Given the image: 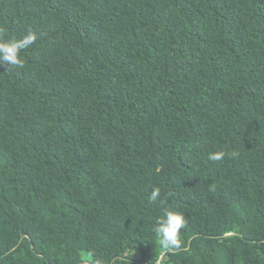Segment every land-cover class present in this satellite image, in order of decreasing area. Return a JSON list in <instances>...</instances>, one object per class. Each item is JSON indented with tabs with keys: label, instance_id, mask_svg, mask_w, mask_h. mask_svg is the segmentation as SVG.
I'll use <instances>...</instances> for the list:
<instances>
[{
	"label": "trees",
	"instance_id": "16d2710c",
	"mask_svg": "<svg viewBox=\"0 0 264 264\" xmlns=\"http://www.w3.org/2000/svg\"><path fill=\"white\" fill-rule=\"evenodd\" d=\"M29 30L0 64V264H264V0H0Z\"/></svg>",
	"mask_w": 264,
	"mask_h": 264
},
{
	"label": "clouds",
	"instance_id": "9594fccd",
	"mask_svg": "<svg viewBox=\"0 0 264 264\" xmlns=\"http://www.w3.org/2000/svg\"><path fill=\"white\" fill-rule=\"evenodd\" d=\"M37 38V33L33 30H29L19 39L8 40L0 35V64L7 63L8 66L22 68L24 62L20 56V52L33 45ZM224 157L225 152L223 150L214 151L208 155V159L214 162L222 161ZM148 199L150 202L161 200V190L158 187H154ZM186 223V219L182 213L165 209L162 214L156 218L151 231L158 238L160 245L164 249H178L182 243L181 229L186 227Z\"/></svg>",
	"mask_w": 264,
	"mask_h": 264
}]
</instances>
